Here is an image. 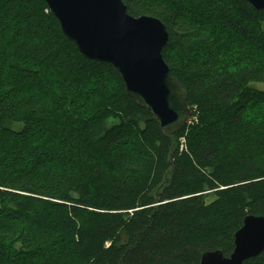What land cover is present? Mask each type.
Masks as SVG:
<instances>
[{
    "label": "trees",
    "instance_id": "trees-1",
    "mask_svg": "<svg viewBox=\"0 0 264 264\" xmlns=\"http://www.w3.org/2000/svg\"><path fill=\"white\" fill-rule=\"evenodd\" d=\"M174 1L122 0L166 26L162 58L195 109L197 123L169 135L63 36L45 0H0V51L15 68L0 66V264H199L231 254L246 216L264 217V91L253 87L264 59L223 50L227 37L195 23L198 5ZM193 1L264 55V9ZM23 86L41 98L19 100Z\"/></svg>",
    "mask_w": 264,
    "mask_h": 264
},
{
    "label": "water",
    "instance_id": "water-1",
    "mask_svg": "<svg viewBox=\"0 0 264 264\" xmlns=\"http://www.w3.org/2000/svg\"><path fill=\"white\" fill-rule=\"evenodd\" d=\"M255 10L264 0H243ZM63 36L88 60L105 63L126 94L153 117L165 134L182 130L190 118L187 96L162 58L166 26L149 16L133 17L122 0H45ZM228 257L203 252L199 264H244L264 252V217L246 216Z\"/></svg>",
    "mask_w": 264,
    "mask_h": 264
},
{
    "label": "rangeland",
    "instance_id": "rangeland-1",
    "mask_svg": "<svg viewBox=\"0 0 264 264\" xmlns=\"http://www.w3.org/2000/svg\"><path fill=\"white\" fill-rule=\"evenodd\" d=\"M164 1L168 3V2H173L174 0H164ZM174 2L178 3L179 1L175 0ZM191 3L195 4V5H198V6H194L192 8V11H194L193 19H194L195 23H198L200 25L202 24V25H204V27H207L206 29L213 35V37L215 39H217L219 45H221V40L224 39L225 37H227V41L222 46L223 50H225L226 48L229 47V50H230L229 53L230 54L232 52H234L236 55H239V56H241V55L249 56L252 61H257V62L263 61V59H264L263 56L264 55L261 54V52L257 48H256L257 50H255L253 52V49H252L253 46H250V45H249L250 47L241 46V45H244V44H250L249 42L246 41V39L238 40V39H236L234 37H231L230 35L229 36H225L222 33L223 31H221L218 28H216L215 25H213V23H215L214 20H215L216 14L213 13L212 10L204 9L205 11L202 12L204 7L201 5V3L197 2V1H193V0H191ZM188 20L192 21L189 16H188ZM253 48H255V47H253ZM227 59H229V58H227ZM6 63H9V57L4 53L3 50H1L0 51V66L1 65H5ZM6 67H7V69L4 70L5 76L6 77H11L12 73H13L12 71L15 70V68H14V66L9 65V64H6ZM253 87L258 89V90H260V91H264V85H253ZM28 97H33L32 99L41 98V96L38 93L35 94V93L32 92V88L30 86L29 87L28 86H23L21 95L18 96V99L19 100H23V99H26ZM12 128L15 129V130H19L21 127L19 125H13ZM179 144H180V142H179ZM180 151H181V149H180ZM66 171L69 173V170H66ZM45 172H47V171H45ZM54 172H55V170H54ZM107 244L108 243H106V245ZM8 263H9V260H8L7 264ZM46 263L50 264L51 263V259H49V258L46 259Z\"/></svg>",
    "mask_w": 264,
    "mask_h": 264
},
{
    "label": "built area",
    "instance_id": "built-area-1",
    "mask_svg": "<svg viewBox=\"0 0 264 264\" xmlns=\"http://www.w3.org/2000/svg\"><path fill=\"white\" fill-rule=\"evenodd\" d=\"M194 111H195V109H193V110L191 111L190 118H189L188 121L186 122L187 125H185L184 127H187V126L193 125L194 123H197V116H196V114H194ZM180 149H181V151H182L183 149H184V150L186 149L184 138H181V139H180ZM108 245H109V244H107L106 246H108Z\"/></svg>",
    "mask_w": 264,
    "mask_h": 264
},
{
    "label": "bare ground",
    "instance_id": "bare-ground-1",
    "mask_svg": "<svg viewBox=\"0 0 264 264\" xmlns=\"http://www.w3.org/2000/svg\"><path fill=\"white\" fill-rule=\"evenodd\" d=\"M189 108V107H188ZM190 110V109H189ZM159 202V201H158Z\"/></svg>",
    "mask_w": 264,
    "mask_h": 264
}]
</instances>
